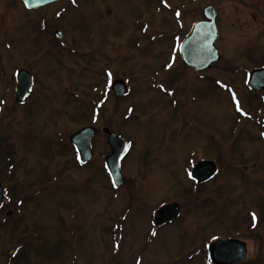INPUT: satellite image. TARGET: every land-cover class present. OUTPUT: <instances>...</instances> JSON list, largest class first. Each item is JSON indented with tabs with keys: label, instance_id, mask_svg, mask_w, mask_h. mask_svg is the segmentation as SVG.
Segmentation results:
<instances>
[{
	"label": "rangeland",
	"instance_id": "rangeland-1",
	"mask_svg": "<svg viewBox=\"0 0 264 264\" xmlns=\"http://www.w3.org/2000/svg\"><path fill=\"white\" fill-rule=\"evenodd\" d=\"M13 2L0 0V264H211L207 246L228 238L247 243L242 264H264V93L246 86L264 64V0ZM208 5L222 61L198 74L178 47ZM21 69L35 84L18 105ZM105 69L128 96L114 98ZM107 124L132 145L119 189ZM84 126L100 133L81 166L68 137ZM203 160L219 173L197 188ZM173 202L181 216L155 230Z\"/></svg>",
	"mask_w": 264,
	"mask_h": 264
},
{
	"label": "water",
	"instance_id": "water-1",
	"mask_svg": "<svg viewBox=\"0 0 264 264\" xmlns=\"http://www.w3.org/2000/svg\"><path fill=\"white\" fill-rule=\"evenodd\" d=\"M29 9H37L60 0H22ZM204 21L196 23L190 34L185 38L180 47L183 63L197 72L209 70L212 65L221 61V55L216 47L219 38L217 26V13L213 6L204 9ZM57 37L61 38L59 33ZM16 102L22 103L33 87V78L27 70H21L17 75ZM248 86L254 91H264V68L254 70L248 79ZM115 94L119 97L126 95L127 88L123 81L115 82ZM93 127H86L73 134L69 141L78 149L83 163L91 160V138L97 134ZM108 144L111 154L106 158V164L116 187L125 184L126 180L121 172V159L127 152L129 144L108 129ZM217 174V166L213 161L200 162L193 168L191 178L197 183H204ZM4 189L0 181V205L4 202ZM181 214V206L172 203L160 208L155 216V227L176 220ZM8 215H11L9 213ZM209 258L213 264H239L247 259V245L238 239L218 240L209 248Z\"/></svg>",
	"mask_w": 264,
	"mask_h": 264
},
{
	"label": "flooded vegetation",
	"instance_id": "flooded-vegetation-1",
	"mask_svg": "<svg viewBox=\"0 0 264 264\" xmlns=\"http://www.w3.org/2000/svg\"><path fill=\"white\" fill-rule=\"evenodd\" d=\"M65 0H62V1H60V2H58V3H55V4H51V5H49V6H46V7H43V8H40V9H38V10H35V11H39V10H42V9H46V8H48V7H51V6H56V5H59V4H61V3H63ZM68 2H74L75 0H67ZM15 5H17V4H19V5H21L22 7H24L25 8V6H24V3L22 2V1H19V0H14V2H13ZM17 3V4H16ZM35 11H32V12H35ZM57 31H60V30H55L54 31V38H55V33L57 32ZM61 32V31H60ZM5 33H7L6 31H5ZM5 33H4V37H6L5 36ZM62 33V32H61ZM21 34H22V32H21ZM22 37L21 36H17L16 37V40H11V42L9 43L10 44V47H12L14 44H18V42H19V40L21 39ZM8 39V38H7ZM63 39V34H62V38L61 39H59V40H57V41H61ZM6 40V39H5ZM16 44V45H17ZM105 74H104V76H106V78L108 79V89L110 88V92L113 94V96H114V98L115 99H117V100H120V99H122V98H119V97H117L114 93H113V91H112V85H113V83L115 82V81H117V80H120V79H118L116 76H115V73H112L111 71H109V70H106L105 69ZM16 87V86H15ZM14 93H15V89H14ZM32 93V92H31ZM29 97V96H28ZM28 99V98H27ZM26 99V100H27ZM26 102V101H25ZM25 102H23L22 104H20V105H23V104H25ZM85 127V126H84ZM83 128V127H82ZM106 128H108L109 130H111V131H114V130H112L111 129V127L107 124V126L105 125L103 128H102V130H101V133L106 137V143H107V139H108V137L103 133V131H104V129H106ZM115 132V131H114ZM99 133H100V131L98 132V134L96 135V136H94L93 138H92V141H91V144H92V150H93V152H94V147H93V140L99 135ZM117 133V132H116ZM118 134V133H117ZM72 146V145H71ZM73 147V146H72ZM74 148V147H73ZM74 150H75V152L77 153V151H76V149L74 148ZM94 155H95V153H94ZM77 156H78V154H77ZM94 158V157H93ZM92 161V160H91ZM90 163V162H89ZM206 184V183H205ZM204 185V184H203ZM197 188H200V186H198Z\"/></svg>",
	"mask_w": 264,
	"mask_h": 264
},
{
	"label": "trees",
	"instance_id": "trees-1",
	"mask_svg": "<svg viewBox=\"0 0 264 264\" xmlns=\"http://www.w3.org/2000/svg\"><path fill=\"white\" fill-rule=\"evenodd\" d=\"M256 67H261L262 65H260L259 63H255ZM16 195V193H15Z\"/></svg>",
	"mask_w": 264,
	"mask_h": 264
}]
</instances>
